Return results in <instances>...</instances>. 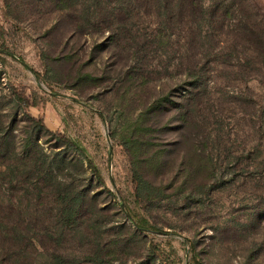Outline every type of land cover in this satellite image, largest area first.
<instances>
[{
	"label": "rangeland",
	"instance_id": "rangeland-1",
	"mask_svg": "<svg viewBox=\"0 0 264 264\" xmlns=\"http://www.w3.org/2000/svg\"><path fill=\"white\" fill-rule=\"evenodd\" d=\"M202 1L205 39L189 52L175 25L151 11H133L127 29L112 30V11L84 20L74 6L89 0H0V220L31 224L19 245L32 254L37 239L38 263L53 252L84 259L100 251L110 264H191L195 256L264 264V210L252 194L216 186L220 131L225 120L235 127L237 93L264 103V46L249 51L241 34L256 24L264 36V0ZM175 4L178 30L193 26ZM250 60V69L228 66ZM195 69L203 84L191 93ZM58 136L85 149L101 181ZM133 161L158 189L142 201ZM67 191L82 206L71 230L57 214ZM128 209L159 229L140 231Z\"/></svg>",
	"mask_w": 264,
	"mask_h": 264
},
{
	"label": "trees",
	"instance_id": "trees-1",
	"mask_svg": "<svg viewBox=\"0 0 264 264\" xmlns=\"http://www.w3.org/2000/svg\"><path fill=\"white\" fill-rule=\"evenodd\" d=\"M178 3L182 16L189 18V23L193 24L190 28L182 31L178 30L179 26L176 20L178 15L175 16L172 10V7L176 5L175 0H89V5L86 6V9L83 8L81 3L74 6H79V11H82L84 14V20L92 17V11H112L111 15L114 21L110 23L111 25L108 27L112 28V30L115 28L120 30L121 26L127 29L126 24L131 22L130 19L132 18L133 11H151V15L154 17H164L165 20L163 19L162 21L165 25L167 24L169 28L174 24V27L177 29L176 32L180 34L178 38L186 40L189 52H192L193 48H196V46L205 39L203 37L204 28L202 22L205 20L204 16L207 12L206 4L202 0H191L190 11H186V0H178ZM71 8L72 6L66 7L67 10H71ZM159 29L160 31L157 35H154V37L162 41L161 33L163 30H161V27ZM241 34L245 38V43L249 47V51L251 50L259 53L260 48L264 46V36L261 32L259 33L256 24H253L252 28H244ZM254 37H259L262 41ZM236 42L238 41L236 40ZM179 43L180 40L177 41V44ZM217 57L219 58V56ZM254 63V61L250 60V62L244 63V65L239 63L240 66H237L234 63H229L228 66L231 68L245 67L250 69L255 65ZM192 78L194 81H191V93L194 88L195 92L202 86L201 84H203L199 70L195 69L193 71ZM21 101L23 103L25 102L27 110L29 107L33 106L31 99L21 98ZM237 105L238 109H235V112L238 117H232L236 121L234 122L235 127H233L232 122L228 120H225L221 127L218 154L219 178L216 186L220 187L223 191L236 188L241 195L252 194L254 199L251 200L257 202L255 209L259 212L262 209L264 210V103L260 102L254 96L250 97L247 94L238 92ZM227 112L228 110L226 113ZM27 114L32 118L35 124L46 128L44 119L32 117L29 111H27ZM58 137L70 147L81 153L94 170L97 179L101 181V173L89 159L85 149L68 138ZM124 145L127 147L131 146L130 139H126ZM133 164L135 196L139 201H142L145 197H151L158 189L145 178L135 161H133ZM188 198L192 201H202V198L193 195H189ZM62 200L63 202L60 203L57 209L59 222L63 224V230L74 229L78 224V218L82 208L80 198L73 197L71 191H67ZM128 210L132 221L140 231L149 232L159 229L157 224L150 223L146 219H141L130 209ZM0 223V244L3 246L12 241L16 244L9 247L7 254L0 252V264H110V261L106 260L100 251L84 259L69 258L61 253L53 252L45 262L41 261V263H38L36 260L38 258H43L44 254L40 252V248L43 246H41V243H39L37 239L29 243V246L33 248L32 254L26 253L28 245H19L26 240V235L24 233L28 231L31 224H27L25 221L22 222V220L11 221V219H5V217L0 220ZM5 223L9 224L7 228ZM193 251H195V249H193ZM191 264L204 263L195 256Z\"/></svg>",
	"mask_w": 264,
	"mask_h": 264
}]
</instances>
